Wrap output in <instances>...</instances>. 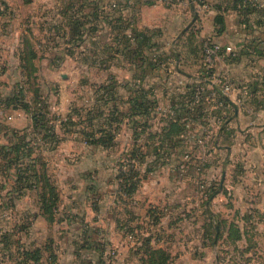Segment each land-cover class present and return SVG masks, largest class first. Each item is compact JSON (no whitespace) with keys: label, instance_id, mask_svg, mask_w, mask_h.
Listing matches in <instances>:
<instances>
[{"label":"crops","instance_id":"obj_1","mask_svg":"<svg viewBox=\"0 0 264 264\" xmlns=\"http://www.w3.org/2000/svg\"><path fill=\"white\" fill-rule=\"evenodd\" d=\"M35 1L19 0L22 7H30L31 20L36 21L33 11L39 13L37 23L25 28L17 41L13 38L16 43L12 49L11 45L5 46L10 50L4 58L0 53V145L12 141L13 131L27 129L29 137L33 135L30 116L7 102L11 93L21 86L27 98L35 92L33 89L38 90L46 103L48 119L55 126L57 144L51 147L38 138L35 150L53 179L45 155L57 151L63 141L86 149L81 156L83 159L95 158L97 151H107L88 144L80 133L61 127L72 109L80 108L72 101L74 76L81 74L86 86L91 77L100 74L102 78L98 87L89 83V105L83 109H90L102 100L107 106L126 113L128 100L142 88L145 99L151 101V112L148 118L134 116V122L124 116L119 122L117 118L105 126L104 122L102 124L103 127H119L115 132L116 144L122 130L130 139L129 142L125 139L122 157L130 159L140 155L143 159L135 170L138 182L134 192L126 195L120 188L117 191L118 203L133 200L135 205L123 208L125 210L117 216L106 212L105 201L100 200L98 206L91 207L89 196L95 195L98 187L91 188L86 175L93 171L78 170L75 166L69 174L80 172L79 177L86 179L84 184L80 183L82 189L70 194L73 189L70 177L61 185L54 179L59 203L54 221L47 219L40 207V188L31 185L14 191L19 187L10 176L5 177L0 156V264H59V256L64 253L66 264H105L112 237L126 239L129 234L136 237V243L122 248L129 255H136L138 264H142L140 257L148 252L146 248L162 249L171 255L168 264H172L175 255L167 245V231L175 221L189 217L190 208L198 213L201 209L196 216L201 222L198 232L203 238L205 225L211 218L215 221V235L219 232L220 217L212 209L216 200H224L232 217L245 224L250 220L251 211L257 214L264 211L263 0H254L248 6L240 0H203L196 20L175 44L178 34L193 17L188 0H173L168 4L152 0L146 6L138 0L132 4L127 0H42L44 4L39 7L33 5ZM194 4L198 11L199 5ZM42 7L44 13L40 12ZM170 13L174 15L166 17ZM217 17H221L222 22L217 21ZM77 19L85 23L80 28L81 36L78 23L74 21ZM196 22L200 23L197 31ZM164 28L175 36L170 49H161L166 42L160 41L158 33ZM34 30L40 33L38 42L45 51L43 56L33 40ZM142 32L148 44L142 50L148 58L145 62L136 58L134 52H128L138 49L134 38ZM224 32L232 35L234 51L218 56L213 66L206 64L200 59L199 47L204 40L213 41ZM189 33L195 35L192 43L186 38ZM196 46L195 53L189 51L188 47L196 49ZM178 51L181 54L177 63ZM9 53L11 57L6 59ZM190 58H196L192 71L185 67V61ZM29 77L32 80L28 83ZM164 81L167 85L160 91L159 85ZM197 84L205 86L208 92L197 105L194 103L197 118L191 122L181 109L190 87ZM224 84L230 91L225 95L228 104L221 106L214 89L222 93ZM209 93L213 95L207 96ZM50 97L56 99L49 107ZM223 114L229 118L222 123ZM177 118L186 130L170 133L162 139L163 129ZM132 150L134 157H131ZM217 173L219 179L225 175L221 188L215 181ZM217 186L218 190L212 193ZM110 199L112 205L115 204L114 199ZM118 207L120 210L121 206ZM58 224L62 231L60 237H55ZM215 244L213 241L212 245ZM24 252L36 253L39 258L37 261L30 256L24 258Z\"/></svg>","mask_w":264,"mask_h":264},{"label":"rangeland","instance_id":"obj_2","mask_svg":"<svg viewBox=\"0 0 264 264\" xmlns=\"http://www.w3.org/2000/svg\"><path fill=\"white\" fill-rule=\"evenodd\" d=\"M3 1H6L7 6L4 7ZM138 1L143 4L145 3V5L142 6H146L147 3L152 2V0ZM40 4H44V2L42 0H36L33 5L39 7ZM29 8L30 7L28 6L22 7L19 0H0V11L4 12L5 14L0 15V53L3 58L5 57L4 55H6L7 51L13 48L20 33L26 31L24 29L28 26L31 27V25H35L37 23V16L39 13L36 12V10L33 11V15L36 21L31 20V18L28 17ZM179 11H181V9ZM40 12L44 13L43 7ZM172 13L166 15V17L170 15L173 16L174 14ZM185 13L188 15L186 11ZM197 29L200 30L199 22L195 23V31H197ZM39 36V31L34 30L33 40L36 44L39 54L42 55V53H44L45 51L39 46ZM13 38L16 39V41H14ZM158 38L160 39V41L162 40L166 42V44L163 43L164 46H161V49H170V43H172V41L175 39V36L169 34L168 31L164 28L158 33ZM232 38L233 37L231 34L224 32L219 37L213 39V41L219 44L221 48L230 47V50L225 49V51H222L221 54L234 51V41L231 40ZM167 41L169 44H167ZM210 41L213 42L212 40ZM6 45H11V48H5ZM52 50L53 48L51 49V53H53ZM221 54L217 56H221ZM250 54L257 53L254 51H250ZM200 56L197 58L203 60L205 57V52L203 51V49H201ZM10 57L11 56L9 53L6 56V59H9ZM194 59L190 58L189 60L185 61L186 69L190 71L195 69L192 66ZM214 60H216V58L212 57L210 62L208 63H212L213 66ZM100 65L103 66V64ZM101 66L97 69L99 72L102 70ZM99 75L98 77H91L90 80L88 79L87 86L83 83V80L85 81L86 79L82 78L81 74L79 76H74V78L72 79V82H74V85H72V93H74L72 101L77 105V108H83L89 105V97L91 93L89 83H92L91 85H95L98 87V85L102 82V78ZM165 83L166 82L164 81L161 86L159 85L160 91L165 88V86H163ZM70 84L71 82H69V85ZM42 94L45 97V94ZM55 99L56 98L54 97H50V99L47 100L49 107L53 106ZM66 136L67 135H64L63 137ZM125 139H127V136L126 134H123L122 130V132H120L118 136L119 143L116 144V146L111 149H107V151H97L95 158L87 157L85 159H83L81 156L84 154L86 149H83L81 146L76 147L66 141H63L59 144L57 148L58 150L53 152L52 154L47 153L45 155V159L49 162L48 166L50 172L53 174L56 182H59V185L63 184V182H66V180L70 177V182L73 189L71 190L72 192H69L68 190H66V192H69L70 194H77L83 187L80 183L83 182L84 184L87 179V183L91 186V188L95 187V185L96 188L98 187L96 190L97 193L95 195L91 194L89 196L91 207L93 208L98 206L100 200L105 201V203L107 204L106 212L109 215L113 214L117 216L125 210L123 208H133L135 205L132 199V201L129 203H118L117 200L118 182L123 180L122 174H124V171H127L128 169V167H126V163L129 161V156H121V151L122 149H124V145L126 143ZM129 141L130 139L128 140V142ZM118 164H120V166ZM75 166H77L78 170L84 169L86 171L91 169V171L93 172H89V174L86 175V179L84 177H79L82 176L80 175V172L79 174H69L70 171H73L71 169H73V167ZM114 174H120V177H113ZM220 180L221 179H219L217 173V175L215 176L216 183L220 184ZM193 188L194 186L190 187L191 191L193 190ZM98 189L100 192L98 191ZM110 198L114 199L115 204L112 205V200ZM29 199H32L31 195H29ZM222 204L223 206H221ZM225 204L226 203L224 202V200H216L215 204H213L212 206V209L216 211V214H218L220 217V222L218 223V234L220 235V237L217 239L215 246L211 244V239L203 238L202 234L198 232L201 222L198 221L196 215L201 213V209L198 213V211H196L195 209L190 208V212L188 213L190 215L189 217H186L183 221H175L172 227L168 228L167 245L175 255L172 264H264V211H260V213L258 214L251 211L249 217L250 220L245 224L242 221L237 222L235 218L232 217L229 209L225 207ZM79 205H81V203ZM118 206H121L122 208L120 207L119 210ZM18 207L19 209H21V205H18ZM230 224L236 225V227L239 229V231L241 232L240 239L235 238L233 234L229 236L228 229ZM56 227L57 231L54 235H56L55 237H60L59 233L62 231L61 225L58 224ZM135 240L136 238L133 234H129L126 239H123L120 236L116 237V235L112 237V245H110V247L108 248V252H106L105 264H136V255H129V252H124L122 248L123 245H126V247L129 248L131 245L134 246V244L136 243ZM203 244H206L207 246ZM125 251H127V248ZM59 261V264H66L68 262L65 253L59 256Z\"/></svg>","mask_w":264,"mask_h":264},{"label":"trees","instance_id":"obj_3","mask_svg":"<svg viewBox=\"0 0 264 264\" xmlns=\"http://www.w3.org/2000/svg\"><path fill=\"white\" fill-rule=\"evenodd\" d=\"M240 1H243L244 3H242L245 6H248L250 4L249 1ZM3 5L4 7L6 6L4 1ZM0 13L4 14V12L2 11H0ZM74 21L78 23L79 35L81 36L82 31H80V28L84 26L85 23L80 21L79 19ZM217 21L222 22V18L217 17ZM146 37V34L143 32L137 34L134 39L137 42L138 49L128 51L134 52L136 54L135 57H140V60L142 62L148 61L147 56H145L142 52L143 48L148 45L146 44ZM184 37L185 36L183 35V38ZM186 38H188L189 42L192 43V41L195 40V35L193 33H189ZM200 45H202V42H200ZM188 49H190L189 51L195 53V50H197V46L196 49L194 47H188ZM201 49L202 46L199 47V50ZM29 51L31 50L29 49ZM178 52V54L180 55L181 51ZM146 63L149 64V62ZM31 80L32 78L29 77L28 83L31 82ZM33 91L35 92L30 96V98H27L26 93H24L23 91V87H17L11 93L7 100L8 103H11L13 104V106L24 110L30 116L32 120L30 131L33 135L32 137H29V132L27 131V129L13 131L12 141H10L6 145H0V156L3 160L2 170L5 173V177L9 178L10 176L14 183L17 185L16 187H19L14 191L19 192L21 191L22 187H30L31 185H34L36 188H40L38 193L40 207L43 210L44 214L47 216V219L54 221L59 203V192L56 188L54 179L48 172L47 166L39 156L35 155V150L37 148L38 138L43 143L45 142L47 144H50L51 147H54L57 144L58 138L55 136V126L53 122L48 119L44 99L41 97V95L38 94L37 89H33ZM139 92V94H136V96L128 100L129 104L127 105L128 108L126 113L118 111L115 106H107L106 102L102 101L99 98L101 101H98L97 105H94L90 109H72L73 113L71 112L65 117V120L61 122V127L68 132L74 130L80 133L88 144H91L93 146H100L105 149L113 148L116 145L115 132L119 127H111L112 125H110L109 127H103L102 124L105 123V126L108 121L112 120L113 122V119L117 118L119 119H117L116 122H119L124 116H129L132 122H134V116L136 115H142L148 118L151 112V101L149 102L147 99H145L144 89H139ZM214 92L218 101L222 102L225 105L228 104L225 99V95H223L216 89H214ZM203 96L197 97L195 86H191L189 92L184 98L185 101H183V103L185 106L181 110L182 113L184 112L186 114L185 117L189 118L191 122L197 118L195 117L194 111L196 109L194 108V106L202 100ZM102 105H104L105 107ZM228 118L229 115L222 116V123ZM179 120L180 118L175 119L174 122H171L169 124L167 129H163L161 133L162 139H166L170 133L174 135L186 130L183 122ZM143 125H145V122L143 123ZM163 143L164 141L162 142V144ZM134 156L135 152L134 150H132L131 157ZM137 158L139 162H143V159L140 157V155H138ZM131 171L132 170H130V172ZM124 176L125 174H122V178ZM116 177L119 178L120 174H117ZM135 178V172H131L128 176H125L122 181L118 182V188H120L121 191H125L126 195H131L134 192L136 184L138 182L135 180ZM217 190L218 186L212 189V193L216 192ZM214 222L215 221L211 218V220L205 225L204 236L205 239L212 240L211 244H213V241L217 242V239L220 236L219 234L215 235L216 228ZM228 234L229 236L233 234V236L237 239H240L241 237V232L234 224H230ZM142 246H145V243H142ZM138 250L139 248L137 249V251ZM145 251H148L144 253L145 256L142 255L140 257V261L142 264H168L171 259V255L166 253L162 249L150 250L146 248ZM29 256L32 257L35 261H37L39 258V255H37L36 253L24 252V258L29 259Z\"/></svg>","mask_w":264,"mask_h":264},{"label":"built area","instance_id":"obj_4","mask_svg":"<svg viewBox=\"0 0 264 264\" xmlns=\"http://www.w3.org/2000/svg\"><path fill=\"white\" fill-rule=\"evenodd\" d=\"M132 1L135 2V0H127V3L132 4ZM194 3H197L199 5L198 8V12L200 11V8L202 7L201 4L203 2V0H193ZM244 1H249V2H253L254 0H244ZM154 2L156 3H172L173 0H154ZM203 51L205 52V57H204V61L209 64L208 62H210L212 57L217 58V55H220L223 48L220 47L219 44L217 43H213L211 42L209 39L204 40L203 41V46H202ZM225 49L230 50V47H226ZM222 93L223 95H228L229 91H230V87L227 84H224V86L222 87ZM195 92H196V96H203L207 94V88L201 84H197L195 86ZM213 95V93H209L207 96ZM221 106H224L225 104H223L222 102H220ZM140 130V129H139ZM139 160L138 158H130L129 161L126 163V167H128L127 171H124L125 176H128L131 172H135L136 168L139 167ZM123 170V169H122ZM130 170H132L130 172Z\"/></svg>","mask_w":264,"mask_h":264},{"label":"water","instance_id":"obj_5","mask_svg":"<svg viewBox=\"0 0 264 264\" xmlns=\"http://www.w3.org/2000/svg\"><path fill=\"white\" fill-rule=\"evenodd\" d=\"M189 1V4H190V9H191V12L193 13V17L191 19V21L180 31V33L178 34L176 40L174 41V44L176 43L177 39L186 32V30L191 26V24L196 20L197 16H198V11L196 9V6L194 4V1L193 0H188ZM176 61L178 63L179 61V54L176 53ZM177 69L180 71V72H183L177 65ZM209 82V81H208ZM228 99V98H226ZM224 177L225 175L223 174L222 175V179L220 181V188L222 187L223 185V181H224Z\"/></svg>","mask_w":264,"mask_h":264}]
</instances>
